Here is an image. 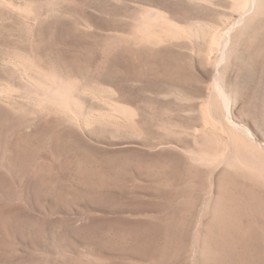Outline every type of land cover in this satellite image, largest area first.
<instances>
[{
    "label": "rangeland",
    "instance_id": "1",
    "mask_svg": "<svg viewBox=\"0 0 264 264\" xmlns=\"http://www.w3.org/2000/svg\"><path fill=\"white\" fill-rule=\"evenodd\" d=\"M235 3L0 0V173L17 181L0 217V264H231L222 249L210 255L209 248L220 236L238 243L224 224L227 200L245 179L228 168L236 184L212 180L226 166L200 160L236 152L205 143V127L221 141L223 130L242 136L232 118L264 134V0L233 28L221 62L214 43ZM152 12L163 21L153 27L164 42L135 33ZM170 24L195 27L198 37L166 36ZM124 60L135 75L125 83ZM60 78L68 93L73 88V110L86 109L83 121L63 122L56 106L40 105ZM132 90L144 91L141 101L130 102ZM60 134L73 165L36 150L35 172L11 171L16 155Z\"/></svg>",
    "mask_w": 264,
    "mask_h": 264
},
{
    "label": "bare ground",
    "instance_id": "2",
    "mask_svg": "<svg viewBox=\"0 0 264 264\" xmlns=\"http://www.w3.org/2000/svg\"><path fill=\"white\" fill-rule=\"evenodd\" d=\"M235 3V17L232 18V20H230V22L227 23V27L225 26V30H222V34L220 35L221 38H219V40H216V38L214 39V43H217V45L220 47V58H218V60L221 62L222 59H224V53L226 51V49L228 48L229 44H230V34L233 30L234 27H236L238 24L243 23V19L244 17L248 14V13H253L251 10L253 9L254 6H256V0H234ZM260 3V2H259ZM259 8V7H258ZM256 9V8H255ZM155 11V10H154ZM251 11V12H250ZM233 12V11H232ZM226 15V14H225ZM255 15V14H254ZM223 17V16H222ZM221 17V18H222ZM168 18V17H167ZM227 18V17H225ZM253 18V17H252ZM145 19H146V23H144L143 25H138V29L136 35L137 37L140 36L143 40L147 41V42H153V41H157V42H161L163 40L164 42V37L165 35H162V33H160V30H158L157 28L154 29V25L155 24H159L161 23V19L160 17H158V14H156L155 12L149 13L147 15H145ZM223 19V18H222ZM229 19V18H228ZM140 20V19H139ZM169 20V19H167ZM229 21V20H227ZM243 21V22H242ZM246 21V20H245ZM163 22V21H162ZM173 22V21H172ZM226 23V21H225ZM226 25V24H225ZM243 25V24H242ZM154 26V27H153ZM245 26V25H244ZM252 26V25H251ZM250 26V27H251ZM215 27V26H214ZM237 28V27H236ZM162 30V29H161ZM224 31V32H223ZM167 35L166 36H172L174 38L176 37H182L181 35H185L187 37L191 38H197V30L195 29V27H186L184 30L180 29L179 27L175 26L174 24H170L169 29L166 31ZM215 33V32H214ZM248 33V32H247ZM251 33V32H250ZM171 37V38H172ZM133 38V37H132ZM173 39V38H172ZM179 39V38H178ZM218 41V42H217ZM131 42V41H130ZM137 42V41H136ZM159 42V43H160ZM213 42V41H212ZM156 43V42H155ZM130 44V43H129ZM151 44V43H150ZM142 45V44H141ZM213 46H215L212 43ZM46 46V45H45ZM152 46V45H151ZM231 46V45H230ZM162 47V46H161ZM196 47V46H195ZM210 47V46H209ZM231 48V47H230ZM233 48V47H232ZM234 49V48H233ZM219 50V49H217ZM142 53V52H141ZM210 53V52H209ZM21 54V53H20ZM213 54V53H211ZM215 54V53H214ZM231 56V55H230ZM219 57V56H218ZM146 58V57H145ZM211 58V56H210ZM140 61V60H139ZM209 61V60H208ZM20 64V63H19ZM18 64V65H19ZM60 65V64H59ZM121 69L124 70V81H122L123 83H125L128 79H130L132 76H135L133 74V72L131 71V63L129 60H124L121 64ZM147 66V65H146ZM145 66V67H146ZM62 67V66H61ZM28 68V66L26 67ZM35 68V67H34ZM133 70V69H132ZM146 70V69H145ZM34 73V72H33ZM37 73V72H36ZM1 74V73H0ZM40 75V74H38ZM44 75V74H43ZM57 77V76H56ZM204 78V77H203ZM25 79V78H24ZM56 79V78H55ZM219 79V78H218ZM22 80V79H21ZM58 80V79H57ZM61 80V81H60ZM59 81L55 82L58 84L52 85L50 87V89H48V91H46L44 94L39 95V97H42L43 100L41 101L40 105L42 104V102L47 101L49 104H52V106H56V109L58 111L59 115L62 116V120L63 122H66V120L72 119V115H74L75 118V123L77 122L76 120L83 121V116L84 113L83 111L79 110L78 108L73 110V108L70 106L69 102L70 99L71 101L74 99V97H72L70 95V92L68 93L69 90H66L63 86H62V82L63 80L60 78ZM215 83H217V77L215 76L214 78ZM28 82V81H27ZM52 82V81H51ZM70 82V81H69ZM69 82L67 84H69ZM72 82V81H71ZM70 82V83H71ZM121 82V83H122ZM65 84V83H64ZM48 85V84H46ZM66 85V84H65ZM64 85V86H65ZM71 85V84H70ZM38 86V85H37ZM72 86V85H71ZM70 86V87H71ZM99 86V85H98ZM187 86V85H186ZM223 86V85H222ZM38 88V87H37ZM36 88V89H37ZM68 88V87H67ZM120 88V87H119ZM92 89V88H91ZM130 89V88H129ZM132 89V88H131ZM225 90V89H224ZM13 91V90H12ZM17 93V92H16ZM20 93V92H19ZM90 93V92H89ZM72 94L74 95V93L72 92ZM144 94V91H131L129 92L126 97H128V99L130 100V102L134 103L137 100H140V97ZM2 96V95H0ZM11 96V95H10ZM35 96V95H34ZM188 97V96H187ZM73 98V99H72ZM156 99V98H155ZM186 99V98H185ZM142 100V99H141ZM140 100V101H141ZM234 100V99H233ZM74 101L76 102V100L74 99ZM196 101V100H195ZM202 101V100H200ZM209 101V100H208ZM211 101V100H210ZM79 102V101H77ZM81 102V101H80ZM203 102V101H202ZM2 103V102H1ZM209 103V102H208ZM214 103V102H213ZM47 104V103H44ZM91 104V103H90ZM141 104V103H140ZM43 105V104H42ZM138 105V104H137ZM207 105V103H206ZM209 105V104H208ZM233 105V104H232ZM44 106V105H43ZM42 106V107H43ZM53 106V108H55ZM84 106V105H83ZM119 106V105H118ZM153 106V105H152ZM149 107V106H148ZM82 108V107H81ZM232 108V107H231ZM50 109V108H49ZM55 109V110H56ZM51 111L53 109H50ZM3 111V110H2ZM107 112V111H106ZM207 112V111H206ZM43 113V112H42ZM54 113V112H53ZM109 113V112H108ZM138 114V113H137ZM205 114V113H204ZM207 114V113H206ZM205 114V115H206ZM1 115V114H0ZM57 115V114H56ZM208 115V114H207ZM3 117V116H2ZM209 117V116H208ZM205 118V117H204ZM210 118V117H209ZM5 119V118H4ZM60 119V117L58 118ZM131 119V118H130ZM57 120V119H56ZM55 120V121H56ZM103 120V119H102ZM124 120V119H123ZM231 123L233 124L234 128L236 130H238V132H240L242 134V136H237V135H233L232 133H230V131L228 130H223V132L226 134L225 136L228 135V139L226 140H219L218 138H216L212 132L207 131L205 128L202 130V132L204 133L205 137L207 138L205 141V143H207L210 147L215 146L216 144L220 143L222 145H224V147H226V149L229 146H233L236 149V152L233 156H228V155H222V157L220 156L218 159H214V158H208V159H201L200 161H202L203 165L205 166H226L224 171H221L217 174H215V171L212 172V180H216V179H229L231 181V183L236 184L234 180V178L232 177V175L229 173V169H233L234 171H236L239 175H241V177H243L245 179V181L238 185L239 186V193H231L230 197L227 200V204H228V209H230L233 213L236 214H232V212L230 213L229 216V220L227 223H225L224 225L229 226L231 231L233 230V233L237 234L238 238V243H232V240H234L233 238H230L229 241L225 240L224 237L220 236V239L215 241V244L217 245V247L210 246L209 248V252H211L210 255H212L217 251V248L219 247L222 252H224V254L228 256V258H230L231 260V264H264V237H263V233L262 230L260 228V226L258 225V221H260L259 219H263L264 220V134H261L259 132H257L256 130H254L251 125H248L246 123H238L236 121H234L232 118H230ZM107 121V120H106ZM122 121V120H121ZM68 122V121H67ZM97 122V121H96ZM110 122V121H109ZM208 122V121H207ZM15 123L14 121L12 122V124ZM57 123V122H56ZM261 123V122H260ZM17 124V123H16ZM25 124V123H24ZM62 124V123H61ZM81 124V122H80ZM103 124V123H102ZM11 125V124H10ZM20 125V124H19ZM23 125V124H22ZM68 125V124H67ZM66 125V127H67ZM70 125V124H69ZM7 126V125H5ZM13 126V125H12ZM16 126V125H15ZM18 126V124H17ZM16 126V127H17ZM75 126V125H74ZM203 126V125H202ZM14 127V126H13ZM59 127V124L57 125V128ZM64 127V126H63ZM61 128V127H60ZM53 129H56L55 126ZM59 129V128H58ZM65 129V128H64ZM63 129V131H64ZM72 129V128H71ZM67 130V128L65 129V131ZM196 130V129H195ZM200 130V128H199ZM6 131V130H5ZM62 131V132H63ZM73 131V130H72ZM12 132V131H11ZM21 132V131H20ZM19 132V133H20ZM51 132V131H50ZM49 132V133H50ZM57 133L59 131H56ZM60 131V133H62ZM75 133V131H73ZM196 132V131H195ZM199 132V131H198ZM18 133V134H19ZM28 133V132H27ZM65 133V132H64ZM71 133V132H70ZM73 133V134H74ZM54 134V133H53ZM6 135V134H5ZM4 135V137H5ZM14 135V134H13ZM216 135V134H215ZM2 136V135H1ZM23 136V135H22ZM66 136V135H65ZM16 137V135H15ZM14 137V139H15ZM28 136L24 137L27 138ZM30 137V136H29ZM64 137V136H63ZM62 137V134L60 135H56V136H51V137H47L44 136L42 138H40L37 142L36 145L26 149L24 152H22V154L20 155H16V158L14 159L13 163H12V167H11V171L15 173H18L20 170H31V168L34 169V154L36 153V150H39L38 153L41 152H47L50 156L52 157H57V159H59L58 161L61 163L63 160H66L65 165L67 164H72L71 163V154H69L70 152H68L66 146H68L67 144L65 145L66 140L64 141ZM68 137V136H67ZM66 137V138H67ZM225 138V137H224ZM85 139V138H84ZM221 139V138H220ZM5 140V139H4ZM30 140V139H29ZM28 140V141H29ZM3 141V140H2ZM10 141V140H9ZM15 142V140H12ZM11 141V142H12ZM21 141V140H20ZM24 141V140H23ZM36 141V140H35ZM17 142V141H16ZM26 142V141H25ZM23 143V142H22ZM27 143V142H26ZM31 143V142H30ZM21 144V143H18ZM8 145V144H7ZM5 145V146H7ZM30 145V144H29ZM10 146V145H9ZM15 146V145H14ZM22 146V145H21ZM18 148L20 146H17ZM24 147V145L22 146ZM217 147V146H216ZM83 148V147H82ZM86 148V147H85ZM84 148V149H85ZM206 148V147H205ZM218 148V147H217ZM214 149V148H213ZM216 149V148H215ZM214 149V150H215ZM5 150V149H4ZM70 150L71 147H70ZM206 150V149H205ZM211 150V149H210ZM23 151V150H22ZM209 151V149H208ZM7 152V151H6ZM13 153L17 154L18 151L17 150H13ZM72 153V152H71ZM218 153V152H217ZM220 154V153H219ZM40 156V154H39ZM73 157V156H72ZM76 157V156H75ZM218 157V156H217ZM14 158V157H12ZM74 158V157H73ZM71 159V160H70ZM76 159V158H75ZM9 160H13V159H9ZM52 160V159H51ZM77 162V160H75ZM12 162V161H11ZM74 162V161H73ZM75 162V163H76ZM57 163V162H56ZM74 163V165H75ZM195 163V162H194ZM63 164V163H62ZM73 165V164H72ZM57 166V165H56ZM215 166V167H216ZM36 167V166H35ZM60 167V165H59ZM69 167H71V165H69ZM81 167V166H79ZM52 168V167H51ZM64 169V167H61ZM72 168V167H71ZM208 168V167H207ZM212 168V167H211ZM2 169V168H1ZM53 169V168H52ZM98 169V168H97ZM27 170V171H28ZM60 170V169H57ZM62 170V169H61ZM198 170V169H197ZM196 170V171H197ZM213 170V169H212ZM215 170V169H214ZM36 170L34 169L33 172H35ZM193 171V170H192ZM231 171V170H230ZM64 171H62L63 173ZM204 171H202L201 173H203ZM32 173V172H31ZM30 173V174H31ZM211 173V171H210ZM1 174V173H0ZM18 175V174H17ZM209 175V174H208ZM12 176V175H11ZM16 176V175H15ZM202 176V174H201ZM17 177V176H16ZM8 178V177H7ZM106 180V179H105ZM16 179L13 180H8L6 178H4L2 176V174L0 175V217L1 215H3L5 213V199L6 198H11L14 197L15 195V186H16ZM44 187V186H43ZM261 190H260V189ZM17 190V189H16ZM263 191V192H262ZM226 193V192H225ZM263 193V195H262ZM186 198V197H185ZM10 200V199H9ZM221 200V199H220ZM241 201L246 202L244 205V209L242 206ZM224 202V201H223ZM216 204V203H215ZM247 206V207H246ZM206 209V208H205ZM249 213L252 214V216H254L255 218H257L256 222L251 220V217H249ZM234 215L236 216L234 218ZM2 220V219H1ZM224 222V221H223ZM245 223V224H244ZM170 224V222H169ZM1 225V224H0ZM168 225V224H167ZM173 225V224H172ZM223 225V226H224ZM164 226V225H162ZM161 226V229L163 228ZM174 226V225H173ZM168 227H170L168 225ZM160 228V227H159ZM165 228V227H164ZM163 228V229H164ZM173 227L171 226V229ZM223 228V227H222ZM228 228L225 226V229ZM232 228V229H231ZM155 229V228H154ZM160 229V230H161ZM162 229V230H163ZM170 229V230H171ZM224 229V231H225ZM153 230V229H152ZM157 230V229H155ZM174 230V229H173ZM172 230V232H174ZM222 230V229H221ZM159 231V230H158ZM157 231V232H158ZM219 231V230H218ZM159 232H164V231H159ZM169 236V232L167 231ZM171 232V233H172ZM227 232V231H226ZM225 232V233H226ZM158 234V233H157ZM163 234V233H160ZM224 234V233H223ZM159 235V234H158ZM162 235H160L161 237ZM164 238L167 237L165 235H163ZM171 236V234H170ZM159 237V236H158ZM157 236H155V239H158ZM132 238V237H131ZM154 239V238H153ZM160 239V238H159ZM158 239V240H159ZM169 239V237L167 238V240ZM156 240V241H158ZM162 240V239H161ZM149 241V240H148ZM153 241V240H152ZM164 241V240H163ZM166 238H165V243H166ZM155 243V242H154ZM164 243V244H165ZM168 243H166L165 245H167ZM146 245V244H144ZM161 245V244H160ZM164 245V246H165ZM171 245V244H170ZM147 246V245H146ZM163 246V247H164ZM167 248V247H166ZM215 248V249H214ZM158 250V249H157ZM165 247L162 250V252H165ZM163 252V253H164ZM218 253V252H216ZM221 253V252H220ZM207 254V253H206ZM223 254V253H222ZM166 255V254H165ZM209 255V254H208ZM210 257V256H209ZM212 257V256H211ZM147 259L150 257H146ZM167 258V257H166ZM179 258V257H178ZM162 259V258H161ZM215 259V258H214ZM210 260V259H209ZM137 261V260H136ZM149 261V259H148ZM161 261V260H160ZM152 262V261H151ZM173 262V261H172ZM218 263V262H217ZM178 264V263H177ZM227 264V263H226Z\"/></svg>",
    "mask_w": 264,
    "mask_h": 264
}]
</instances>
